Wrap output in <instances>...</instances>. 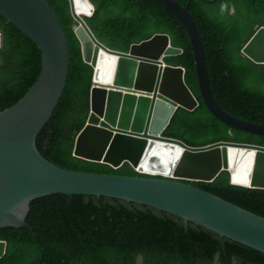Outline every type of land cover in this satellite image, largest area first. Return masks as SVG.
I'll list each match as a JSON object with an SVG mask.
<instances>
[{"label": "trees", "instance_id": "1", "mask_svg": "<svg viewBox=\"0 0 264 264\" xmlns=\"http://www.w3.org/2000/svg\"><path fill=\"white\" fill-rule=\"evenodd\" d=\"M62 20L71 46V71L63 99L38 137L42 154L71 171L149 177L129 163L119 169L74 154L91 113L95 69L83 56L70 0H47ZM86 21L106 46L129 52L156 34H168L183 50L165 63L185 69V81L199 102L179 108L164 136L192 147L226 141L264 146V136L234 129L206 106L198 82L191 40L181 22L156 0H91ZM186 6L189 0H176ZM189 13L201 33L213 95L229 114L264 124V64L242 53L264 27V0H191ZM5 45L0 51V112L18 104L39 81L43 53L22 29L0 13ZM195 186L264 217V190L231 183L222 172ZM27 227L0 228L8 243L0 264H264V253L156 208L112 197L54 194L34 200Z\"/></svg>", "mask_w": 264, "mask_h": 264}, {"label": "water", "instance_id": "2", "mask_svg": "<svg viewBox=\"0 0 264 264\" xmlns=\"http://www.w3.org/2000/svg\"><path fill=\"white\" fill-rule=\"evenodd\" d=\"M183 25L191 40L199 88L209 111L226 125L264 136V124L229 114L215 99L205 45L189 13L191 0H156ZM85 61L95 69L91 113L79 133L76 157L115 169L126 163L149 177H126L64 169L47 159L38 137L63 99L71 71V46L62 20L47 0H0V13L27 33L43 53L39 81L16 105L0 112V228L27 227L34 200L54 194L112 197L176 215L264 253V217L194 185L213 182L222 172L231 183L264 190V146L217 142L192 147L164 136L178 110L199 102L185 81V69L165 63L183 50L168 34H156L129 52L102 43L86 17L91 0H70ZM5 34L0 31V51ZM242 53L264 64V27ZM8 243L0 240V259Z\"/></svg>", "mask_w": 264, "mask_h": 264}, {"label": "clouds", "instance_id": "3", "mask_svg": "<svg viewBox=\"0 0 264 264\" xmlns=\"http://www.w3.org/2000/svg\"><path fill=\"white\" fill-rule=\"evenodd\" d=\"M179 109V108H178ZM240 131V130H239ZM164 135V134H163ZM178 140V139H177ZM226 142V141H225ZM234 143H236V142H234ZM245 144H249V143H245Z\"/></svg>", "mask_w": 264, "mask_h": 264}]
</instances>
